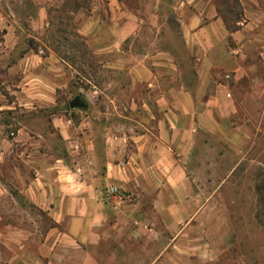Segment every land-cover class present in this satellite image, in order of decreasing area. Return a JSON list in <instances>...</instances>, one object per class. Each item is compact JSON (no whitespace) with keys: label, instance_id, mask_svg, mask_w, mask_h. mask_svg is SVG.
<instances>
[{"label":"crops","instance_id":"0c3cea01","mask_svg":"<svg viewBox=\"0 0 264 264\" xmlns=\"http://www.w3.org/2000/svg\"><path fill=\"white\" fill-rule=\"evenodd\" d=\"M239 1L244 16L229 27L216 0H172L178 10L190 7L176 25L181 50L161 40L160 21L133 13L157 10L159 0H138L135 8L110 1L119 14L96 48L107 69H125L110 65L111 51L130 35L147 26L154 36L153 49L127 67L134 95L123 94L115 114L111 98L102 110L95 101L87 106L94 110L79 122L82 152L71 165L39 148L41 133L16 130L13 142L22 148L9 161L10 180L53 224L40 238L0 230V264H172L169 247L200 246L191 238L199 233L194 221L210 201L190 176L198 151L228 136L229 126L234 145L248 140L252 155L263 147L264 0ZM112 184L132 201L111 199Z\"/></svg>","mask_w":264,"mask_h":264},{"label":"rangeland","instance_id":"374dc122","mask_svg":"<svg viewBox=\"0 0 264 264\" xmlns=\"http://www.w3.org/2000/svg\"><path fill=\"white\" fill-rule=\"evenodd\" d=\"M110 1L0 0V151H5L0 172L5 189L0 195V230L17 227L40 238L53 224L10 180L9 161L16 148H22L13 142L16 130L24 126L41 133L36 135L39 148L58 156L65 154L71 165L82 152L74 148L82 143L79 122L94 110L87 106L95 101L96 109L102 110L111 98L116 103L109 109L115 114L122 103L119 98L134 95L127 67L153 49L154 36L147 26L138 35H130L120 50L111 51L110 65L125 69L121 73L107 69L97 47L104 44L108 23L118 13L108 5ZM112 1L132 8L138 5V0ZM216 3L229 27L244 16L239 0ZM186 8L190 9L178 10L172 0H159L157 10L133 13L144 20L160 21L161 40L181 50L176 25L181 13L189 12ZM76 96L87 106L68 109L66 105ZM232 127L225 131L228 136L211 138L212 146L198 151L200 160L195 161L190 176L195 190L209 197L210 203L202 219L194 221L199 233L191 238H197L200 246L169 247L172 264H264V169L253 170L256 162L264 164V138L259 140L263 150L258 148L252 155L248 140L239 146L232 143ZM207 164L210 167H204Z\"/></svg>","mask_w":264,"mask_h":264},{"label":"built area","instance_id":"2783aa9c","mask_svg":"<svg viewBox=\"0 0 264 264\" xmlns=\"http://www.w3.org/2000/svg\"><path fill=\"white\" fill-rule=\"evenodd\" d=\"M92 93L94 95H96L98 93V90L96 87H94L92 89ZM74 148L76 150H79L80 144H74ZM106 193L111 199H114L117 201H123V200H127L128 202L132 201V195L131 194L127 193L126 191L122 190L119 186L114 185V184L109 185L106 188Z\"/></svg>","mask_w":264,"mask_h":264},{"label":"water","instance_id":"95a60500","mask_svg":"<svg viewBox=\"0 0 264 264\" xmlns=\"http://www.w3.org/2000/svg\"><path fill=\"white\" fill-rule=\"evenodd\" d=\"M69 106L71 108H75V107H86L87 104L82 100V98H80V96H76L75 98H73L69 102Z\"/></svg>","mask_w":264,"mask_h":264},{"label":"trees","instance_id":"16d2710c","mask_svg":"<svg viewBox=\"0 0 264 264\" xmlns=\"http://www.w3.org/2000/svg\"><path fill=\"white\" fill-rule=\"evenodd\" d=\"M66 106H67V108L69 109V105L67 104ZM60 156H61L62 158H64V159L66 158L65 154H62V155H60Z\"/></svg>","mask_w":264,"mask_h":264}]
</instances>
